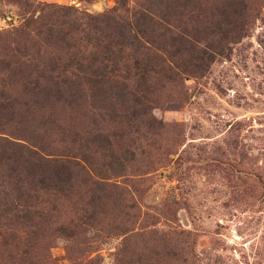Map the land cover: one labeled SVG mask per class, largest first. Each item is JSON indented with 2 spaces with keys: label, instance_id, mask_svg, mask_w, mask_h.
<instances>
[{
  "label": "rangeland",
  "instance_id": "374dc122",
  "mask_svg": "<svg viewBox=\"0 0 264 264\" xmlns=\"http://www.w3.org/2000/svg\"><path fill=\"white\" fill-rule=\"evenodd\" d=\"M160 2L0 0V139L86 168L55 209L51 194L30 192L38 198L33 209L49 212L34 240L44 264H264V0H244L227 38L218 17L231 14L229 7L201 13L192 0L185 7ZM138 12L188 41L189 54L174 56L177 67L205 57L203 68L153 80L141 106L101 104L87 89L73 105L66 96L36 99L34 76L24 74H82L88 65L81 58L88 62L92 48L86 24L97 25L106 51L115 39L110 29ZM199 14L208 36L196 34ZM160 32L151 24L141 35L148 49L123 55H152ZM70 58L77 63L69 66ZM5 174L0 170V211L7 193L16 195ZM6 228L18 244L29 238Z\"/></svg>",
  "mask_w": 264,
  "mask_h": 264
},
{
  "label": "trees",
  "instance_id": "16d2710c",
  "mask_svg": "<svg viewBox=\"0 0 264 264\" xmlns=\"http://www.w3.org/2000/svg\"><path fill=\"white\" fill-rule=\"evenodd\" d=\"M163 1L169 0H162L159 3L160 6H163ZM192 1L195 2L196 9H199L201 13L210 6L217 9L229 7L231 14L226 11L225 17L222 14L218 17L220 20L224 19L226 26L219 31V34L224 36L223 38L233 35L231 30L238 27L241 21L240 17H243L242 13L245 10L244 0ZM188 2L189 0H175V3L181 7H185ZM197 18H200V28L196 34L208 36V26L202 22L201 14ZM209 18L216 17L211 14ZM165 21H167V18H165ZM66 22L69 26L73 24L70 21ZM117 24H119L118 27H113L109 31V33L115 34V39H111L112 47L106 49V51L104 47H101V39L96 36V33L99 32L97 25L86 24V28L82 32L86 34L88 43L92 48L89 51L90 59L88 62L81 58V62L88 65L82 74L71 73L72 77L68 78L65 76L69 74L66 73L68 70L62 72V74H55L51 69L42 72L34 71V75L33 73L24 74L25 80L34 76L31 83L40 91L36 93L33 90L36 99L45 93H47L46 96H52L56 99L66 96L73 105V99L83 100L86 98L85 90L87 89L90 92L91 100L101 104L111 102L110 105L125 106L133 103L141 106L144 101H148L153 80L175 81L179 75L193 73L194 69L203 68L201 64H204L205 57H197L196 59L193 57L192 60L195 62L192 63H190V59L187 70L177 67L174 56L175 54L182 56L184 51L189 54L188 41L183 36L176 34L174 30L168 29L159 21L150 18L147 14L138 12L129 21L118 22ZM151 24H155L161 30L160 33L155 34L158 38L154 42L156 52L152 55L145 53L125 57L123 52L127 49L137 48L136 50H138L141 47L148 49V46L144 45L145 42L142 43L141 35L145 38ZM195 42V52H201L203 48L199 45L200 41L197 39ZM146 43L149 42L146 41ZM216 52L218 54L214 52L209 61L213 60L216 55H221V51L217 50ZM191 56L193 55L191 54ZM75 62L77 63L76 58H70L69 66L75 64ZM106 62L111 64V68L106 65ZM121 63L126 66L121 67ZM91 65H97L98 67L92 69ZM157 66H160V70L155 68ZM21 73H25V69H20L19 74ZM0 170L6 172L3 177L8 178L7 184L12 188V192L16 191L13 199L11 198V192L7 193V201L4 204L6 209L0 211V262L1 264H44L46 255L42 257L38 254L34 240L41 230L42 221H47L49 212L46 213L42 209H33L37 205V203H33V200L38 201V198L31 200L33 196L30 192L34 190L33 192L36 193L35 188L39 187L40 190L51 194L54 199L51 200L50 205L55 209L61 202L59 199L62 196H67V193L72 189L74 178L79 173L85 172L86 168L81 160L50 158L24 144L8 139H0ZM35 182L37 185L30 187ZM97 185L98 187L102 186L99 182H97ZM1 203L2 199L0 198V207ZM37 218L40 220L37 221ZM2 226H7L6 230L11 227L18 230L24 229L29 238L20 240L18 244L14 233L9 231L3 233Z\"/></svg>",
  "mask_w": 264,
  "mask_h": 264
}]
</instances>
